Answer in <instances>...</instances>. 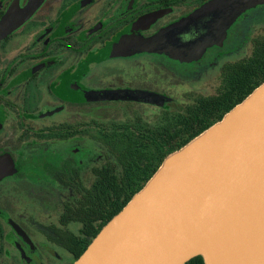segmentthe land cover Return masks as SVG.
Listing matches in <instances>:
<instances>
[{
    "label": "flooded vegetation",
    "instance_id": "1",
    "mask_svg": "<svg viewBox=\"0 0 264 264\" xmlns=\"http://www.w3.org/2000/svg\"><path fill=\"white\" fill-rule=\"evenodd\" d=\"M211 1L0 0V264H73L68 246L111 213L114 177L151 170L176 114L253 54L264 5L195 60L142 50L164 31L195 40ZM209 75L214 93L177 104L179 87Z\"/></svg>",
    "mask_w": 264,
    "mask_h": 264
},
{
    "label": "water",
    "instance_id": "2",
    "mask_svg": "<svg viewBox=\"0 0 264 264\" xmlns=\"http://www.w3.org/2000/svg\"><path fill=\"white\" fill-rule=\"evenodd\" d=\"M259 5L264 0H213L196 14L204 26L195 40L170 42L164 31L142 50L195 60ZM196 257L264 264V83L169 155L73 264H187Z\"/></svg>",
    "mask_w": 264,
    "mask_h": 264
},
{
    "label": "trees",
    "instance_id": "3",
    "mask_svg": "<svg viewBox=\"0 0 264 264\" xmlns=\"http://www.w3.org/2000/svg\"><path fill=\"white\" fill-rule=\"evenodd\" d=\"M263 83L264 40L258 39L253 54L225 72L223 86L216 95L209 97L198 95L191 105L176 114L175 138L170 139L167 135L166 139H161L160 151H150L152 154L155 152L156 161L151 170H137L136 168H141V165L133 168L130 166L122 184H118L119 182L115 184L116 177H114L111 213L105 218L101 227H104L146 186L169 155L179 151L204 131L220 122L228 112L242 103ZM101 229L87 237H80L79 251L75 252L73 246H68L69 251L75 255L74 262L85 252ZM71 238L70 244L73 241V237ZM187 264H204V261L202 257H196Z\"/></svg>",
    "mask_w": 264,
    "mask_h": 264
},
{
    "label": "rangeland",
    "instance_id": "4",
    "mask_svg": "<svg viewBox=\"0 0 264 264\" xmlns=\"http://www.w3.org/2000/svg\"><path fill=\"white\" fill-rule=\"evenodd\" d=\"M216 87H217V81H215V79L213 78V75L207 76L206 79H204L200 83L188 84V85H184L182 87H179L178 91L176 92L177 104L185 103L184 97H183L184 93H189L191 91H195V92H200V93L209 95V94L214 93ZM172 106H170L169 108L172 109L173 108ZM67 257H68V255H67Z\"/></svg>",
    "mask_w": 264,
    "mask_h": 264
}]
</instances>
